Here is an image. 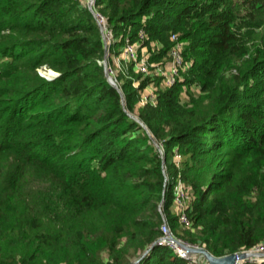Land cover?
I'll list each match as a JSON object with an SVG mask.
<instances>
[{
  "label": "trees",
  "instance_id": "obj_1",
  "mask_svg": "<svg viewBox=\"0 0 264 264\" xmlns=\"http://www.w3.org/2000/svg\"><path fill=\"white\" fill-rule=\"evenodd\" d=\"M228 1L95 0L123 106L104 75V38L86 5L0 0V243L10 247H0V264H129L161 238L164 217L174 225L181 213L204 235H179L215 256L264 242V51L253 69L244 58L264 32V0H238L240 10ZM171 33L190 44L178 70L185 80L166 85L155 68L170 57ZM127 44L134 59L122 58ZM41 65L59 75H40ZM157 79L164 87L141 102ZM192 82L201 92L186 90L185 102L181 86ZM137 101L149 132L127 113ZM30 175L38 195L22 198L16 190ZM177 184L187 201L174 205L178 216L169 210ZM250 191L257 200L240 209L233 197ZM101 239L105 260L87 255V244ZM134 264L198 263L161 242Z\"/></svg>",
  "mask_w": 264,
  "mask_h": 264
},
{
  "label": "rangeland",
  "instance_id": "obj_2",
  "mask_svg": "<svg viewBox=\"0 0 264 264\" xmlns=\"http://www.w3.org/2000/svg\"><path fill=\"white\" fill-rule=\"evenodd\" d=\"M82 5H86L88 6V2L89 0H78ZM228 2H230L232 5H233V8L235 10H240V6L237 4L238 0H229ZM94 7V6H93ZM88 8V7H87ZM100 15V14H99ZM96 17V16H95ZM100 22V21H99ZM98 22V23H99ZM178 37L182 34V32H176ZM203 34V33H202ZM108 35V34H107ZM105 34V38L106 40L108 39V36ZM182 43V49L184 50L185 48H187L190 44V40L188 38H182L181 41ZM249 43V54H246L244 56V58L246 60H248V62H255L256 65H249V68L250 69H253L254 67L257 66V64H259L260 62H262V52L264 51V32H260V33H257L253 36V38L248 42ZM151 46L156 49V47L153 45V42L151 43ZM159 48V47H157ZM140 52H142L143 56L144 57H147V55L149 56L146 48H142L140 50ZM169 56V55H168ZM166 57V58H165ZM163 57L161 60H160V63L159 65L156 67V68H159V69H162L164 70V67L166 65V62L167 60L170 58L167 59V55ZM117 57H113V63L116 64L117 63V60H116ZM167 59V60H166ZM103 60V58H102ZM102 60L100 62H102ZM192 59H186V66H184L186 69L189 68L191 65H190V62H191ZM108 61V59H107ZM251 64V63H249ZM108 67H109V62H108ZM183 67V68H184ZM114 68V67H113ZM184 68V69H185ZM48 69L49 70H52L51 73L47 74L48 73ZM37 71L40 75L44 76V77H53V76H58L59 74L54 71L52 68L46 66V65H41L37 68ZM114 72L115 70L113 69V74L112 76L114 75ZM179 74V75H178ZM177 76L175 77V79H177L179 82L185 80V70L183 71H180V73H178ZM118 77V76H117ZM178 77V78H177ZM113 78H115L113 76ZM119 78V77H118ZM116 81V83L118 84L116 78L114 79ZM119 85V84H118ZM199 83H193L191 84V86H188V85H182L181 86V98L183 101H188L189 100V95L186 94V92H190L192 95H196V94H199L201 91H200V87H199ZM164 87V84L162 83L161 80L157 79V80H154L153 82L149 83L147 87H145L142 92H141V97L143 98L144 96H150L151 93H153L154 90H156V88H163ZM188 90V91H186ZM264 92L261 91L260 95L263 94ZM140 105H141V102L140 101H137L133 104V113L129 112L130 114L137 116V113L139 111V108H140ZM139 118V117H138ZM158 144V143H157ZM159 145V144H158ZM161 147V146H160ZM162 149V148H161ZM162 153H163V150H162ZM176 160H179V158L177 157ZM164 174H165V180L168 179L167 177V174H166V171H164ZM38 181L37 179L34 178V175H30L29 178H27L25 181H21L20 183V186L17 188V194H19L20 196H22V198H26L28 196V194H31L33 196H37L38 195V192H37V186H38ZM180 187H181V184H177V186L174 188V190H176V193L177 194H180ZM40 191V190H39ZM13 194V198L15 197V193L12 192ZM179 196V195H178ZM233 198H236L237 201H238V204L240 205V209L242 206V203L243 204H247V205H250L252 206V204H254V202L257 200V196H256V193H254V191H250V192H246V193H238L236 194ZM186 199V198H185ZM24 202H27L26 199H24ZM181 202L183 203V206L186 205V203H184V201L182 199L178 200L177 202L174 201L173 205H171L169 207V210L170 212H172L174 215L178 216L179 212H180V207L177 208L175 207L174 205L175 204H179L181 205ZM28 203V202H27ZM28 205H31L30 203H28ZM163 206V205H162ZM260 207L259 206H255L253 207V212L254 213H258L260 212ZM42 212V211H41ZM161 212L163 214V216H165L164 212H163V209L161 208ZM44 214V212H42ZM41 213V214H42ZM164 223L168 229V233L171 234L172 236H174L175 238L181 240L182 242H185L184 241V238L181 237L179 235V232H182L183 234L185 233V235H188V234H191V235H195V236H201V234L204 235V229L202 228H191L190 227V224H188V222H177V224L174 223V225L168 223V221H166L165 217H164ZM162 228V226H161ZM211 231H208L206 233H209L210 234ZM31 236V233L30 234H27L26 237H28V244L26 245V247H29V248H32L34 246V243L33 241L29 238ZM207 236V235H205ZM119 238V237H118ZM203 244H200L202 247L206 248L205 247V244L204 242H202ZM88 247L89 249L91 250V253H88L87 255L89 254H98L100 256H102V258L105 260V258L107 257V249H108V243L104 240V239H101L99 241H95V240H91L88 244ZM169 247H171L170 245H168ZM0 247L3 248V251L5 252L6 250L4 249H9L10 250V247L7 243L5 242H2L0 243ZM172 248V247H171ZM245 252L246 251H253V252H257L256 250L254 249H249V250H244ZM242 252V251H241ZM86 255V256H87ZM141 256V255H140ZM193 257V258H192ZM139 257H137L136 259H132V261L130 263H132L133 261L137 260ZM264 256H253V257H248L246 259H242V260H237L236 261V264H260L261 262L259 261L260 259H263ZM191 259L193 260V262L195 263H198V264H205L207 261L204 259V257L202 255H199V254H194L191 256ZM258 260V261H257ZM61 264H66L62 261Z\"/></svg>",
  "mask_w": 264,
  "mask_h": 264
},
{
  "label": "water",
  "instance_id": "obj_3",
  "mask_svg": "<svg viewBox=\"0 0 264 264\" xmlns=\"http://www.w3.org/2000/svg\"><path fill=\"white\" fill-rule=\"evenodd\" d=\"M94 1L95 0H89L88 2V9L91 11V13L96 16L97 13L94 9ZM99 27L100 30L102 32L103 38H104V24L102 22H99ZM104 52H103V60H102V65H103V71H104V75L107 79V81L110 83V85H112L114 88H116L121 96V101L122 104L124 106V96H123V92L122 89L119 87V85L116 83V81L114 80L115 78H113L112 73L109 70L108 67V47H107V43H106V38H104ZM48 79H53V77L49 76L47 77ZM133 119H135L143 128L146 129L147 132L148 128L146 127V125L136 116L130 114L129 112H127ZM155 146L158 148V151L162 157V164L164 166V155L162 153V149L160 147V145L157 144V142L154 141ZM164 168V167H163ZM163 205V201H161L160 203V209L162 208ZM168 238L172 241H175L180 247H182L183 249H185L188 253L190 254H199L202 255L204 257V259L207 261L208 264H236L237 260H242V259H246L248 257H253V256H264V253H260V252H251V251H242V252H237V253H230V254H226L223 256H215L213 255L210 251H208L206 248L202 247V246H198V245H192V244H188L186 242H182L179 239L175 238L174 236H172L171 234L168 235ZM160 239L156 240L155 242H153L142 254L141 256L133 261L132 263L129 264H134L137 263L139 261V259L144 256L156 243H160Z\"/></svg>",
  "mask_w": 264,
  "mask_h": 264
},
{
  "label": "built area",
  "instance_id": "obj_4",
  "mask_svg": "<svg viewBox=\"0 0 264 264\" xmlns=\"http://www.w3.org/2000/svg\"><path fill=\"white\" fill-rule=\"evenodd\" d=\"M96 17H98V21H100V22L103 21V17L101 15L97 14ZM170 39L173 41V45L169 51L170 62L168 64V66L164 70L159 69V68H155V73L163 76V81L166 85H171L174 83L175 77L178 74V70L183 65L182 55H181L182 43L177 39V35L175 33L170 34ZM121 55H122V58L134 59L136 57V52H135L134 46L127 44ZM138 68H139V70H141L143 72L147 71L146 65L144 64L143 61H141L138 64ZM109 70L111 73L113 72L110 67H109ZM147 99L152 101V102L154 101L153 96L150 95V96H144L142 98L141 102H144ZM178 195H182L181 191H180V194L176 193V197H175L176 202L178 200H180ZM180 220L183 222H186V217L183 213L180 214ZM161 229H162V236L160 239V243L162 242V243H165L167 245H170L172 247V249L178 254L179 257L185 258V259H190V257H191L190 253H188L185 249L180 247L175 241H172L168 238L169 233H168V229H167L165 224L162 225ZM254 250H256L257 252H260V253H264V242L261 243L260 245L256 246L254 248ZM206 264H208V263H206Z\"/></svg>",
  "mask_w": 264,
  "mask_h": 264
}]
</instances>
